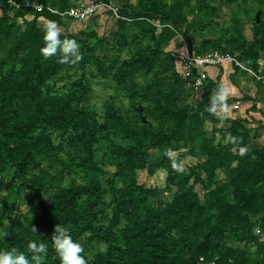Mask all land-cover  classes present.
Here are the masks:
<instances>
[{"label":"trees","instance_id":"16d2710c","mask_svg":"<svg viewBox=\"0 0 264 264\" xmlns=\"http://www.w3.org/2000/svg\"><path fill=\"white\" fill-rule=\"evenodd\" d=\"M12 1L20 7L11 5L9 0H0V8L4 14L14 12L27 27L24 34L13 41L0 68V220L8 222L0 231L8 233L6 238L0 239V253L15 248L31 261L29 243L35 241L48 247L44 264H60L51 240L55 227L66 228L74 240L82 237L87 228L92 227L94 199L106 189L103 187L104 180L99 184L93 181L89 187L72 181L60 191L48 192L44 188L46 172L40 169L39 164L32 163V148L27 141L33 132V121L22 118L33 110L44 114L46 120L62 125L72 121L81 111L74 109L71 101L48 97L39 73L45 46L44 26L60 18L46 11H33L24 6L26 0ZM193 1L195 4H192ZM204 3L205 0H175L171 13L160 16L161 21L168 23L172 30L164 25L159 43L168 44L180 33L185 21L182 14L185 7L189 11L195 6L204 7ZM48 5L56 7L53 2ZM143 11L137 13L122 8L121 14L133 18L153 16L150 7ZM30 12L37 15L26 20ZM39 19L43 24H38ZM90 36H95V33ZM61 39H75L81 43L70 35L62 34ZM228 44L232 51H239L238 60L248 68L257 66L258 50L264 51V39L256 37L248 44L238 37L230 39ZM201 45L208 51L209 43ZM188 51L193 52L192 48ZM124 76L123 68L119 78ZM177 79L178 74L174 73V79L169 80L167 86L163 83L155 85L152 97L146 96V99H151V108L157 106L162 110L166 124L161 126V130L136 125L132 115L114 106L105 108V122L110 131L122 132L129 137L146 135L142 137L139 148L128 155L132 168L130 181L121 190L109 193L112 195L111 218L106 229L109 234H115L109 236L106 251L98 253L87 264H262L258 255L249 253L247 247H232L223 242L224 229L233 226L251 228V217L264 214V147H252L254 136L245 126L256 123V120L253 117L227 121L217 118L216 122L229 124L225 129L218 130L227 141L213 145L214 139L201 131L198 123H193V115L185 107L177 106L173 91ZM220 87L217 84L215 91ZM255 111L256 108L252 107L248 113L252 116ZM259 126L264 129L263 123ZM87 128V131L83 129L78 141V147L84 152L90 151L94 136L93 128ZM230 137L236 138L239 143H231ZM173 144H190L193 150L199 149L200 162L190 164L179 173H169L167 183L174 188V193L171 200L161 201L158 189L146 188L136 182V172L155 174L163 161L166 147ZM36 146H42L41 139L37 140ZM241 147L247 148L245 155H240ZM30 163L37 172L29 173ZM81 168L87 169L84 165ZM217 170L223 171L228 180L208 191L201 199L196 185L204 187L206 180H213ZM95 172L96 169H92L89 173ZM8 189H13L16 194L23 191L32 201L30 210L35 213L33 218L25 219L20 212L11 215L13 203ZM232 189L238 190L239 195H246V199L242 201L236 197L235 203H231L227 193ZM122 191L124 195L120 198ZM88 199L92 200L89 206ZM31 227L36 229L35 233ZM44 230L53 233L43 235Z\"/></svg>","mask_w":264,"mask_h":264},{"label":"rangeland","instance_id":"374dc122","mask_svg":"<svg viewBox=\"0 0 264 264\" xmlns=\"http://www.w3.org/2000/svg\"><path fill=\"white\" fill-rule=\"evenodd\" d=\"M33 1L44 4L53 2L57 8L66 9L76 6L80 0ZM111 1L137 13L144 12L143 10L150 7L153 16L141 18L126 16L127 19L117 20L108 13H99L86 20L59 17L56 23L62 34L81 41L78 44L83 58L73 65L61 63L59 56L47 57L43 54L39 73L43 79L44 93L50 98L58 97L71 101L73 108L81 111L80 115L62 125L46 120L44 114L33 110L27 117L22 118L33 121L31 128L33 132L27 141L32 148L30 152L32 163L39 164L40 169L46 172L44 188L48 192L60 191L68 187L72 181L80 186L89 187L93 181L99 184L104 180L103 187L107 191L102 190L94 199L96 205L91 210L92 227H88L86 233L76 240L84 248L83 255L87 262L92 261L98 253L105 252L109 236L113 237L115 234L114 232L109 234L106 229L111 218L112 195L109 193L112 190H121L124 184L130 181L129 174L132 168L129 166L128 155L139 148L142 137L146 135L129 137L122 132L110 131L105 122V108L114 106L132 115L136 125L150 130H161V126L166 124L162 110L157 106L151 108L149 102L151 99H146V96L152 97L155 85L163 83L167 86L168 81L174 79V73H177L178 79L173 85L177 106L185 107L193 115V123H198L200 130L214 139L213 145L219 142L225 144L227 139L222 138L218 130L225 129L229 124L216 122V119L222 118L227 121L230 118L226 117L222 104L217 106L215 112L211 111L213 97L216 94L215 87L220 83L208 76L209 67L213 68L211 66L206 68V78L201 86L196 87L193 79L185 78V49L192 48L195 54L211 51L228 54L248 67L238 60L239 51H232L228 41L238 37L248 44L255 37L264 39V0H205L204 7L195 6L189 11L185 7L182 11L185 21L181 31L168 44L159 43L162 38L160 31L164 29V25L171 30L172 27L162 22L160 16L171 13L175 0ZM34 15L37 14L30 12L26 15V20H30ZM38 24H43L40 19ZM26 27L14 12L4 14L0 8V68L13 41L24 34ZM91 33H95V36L88 37ZM203 42L210 44L208 51L203 49L201 45ZM258 55L257 66L250 69L257 76H264V51L258 50ZM123 68L125 76L119 78ZM241 72L243 76L240 75L242 76L240 84L247 83L248 89L247 94L241 92L239 97L245 101L246 106L255 102L259 107L257 110L261 112L260 118L264 120V79H257L246 72ZM242 105L244 106L243 103ZM247 117L251 118V115ZM87 127L93 128L94 136L90 151L84 152L78 147V141L84 132L83 129L87 131ZM250 132L258 136L262 131L254 127ZM38 139H41L42 143L40 148L36 146ZM253 139L251 140L253 148L264 147V142H259V138ZM200 155L201 151L193 150L190 144L183 146L173 144L166 147L162 154L163 161L155 174L137 171L136 182L146 188L158 189L159 200L169 201L174 193V188L169 187L167 183L169 173H179L190 164L200 162ZM81 165L87 169L81 168ZM92 169H96L94 174L89 173ZM37 171L30 163L29 173ZM227 180L228 177L223 171L217 170L212 181L206 180L204 187L197 184L195 188L203 199L208 191L223 185ZM7 193L13 203L12 216L20 212L25 219L34 217L35 213L30 210L32 201L23 191L16 194L13 189H8ZM123 195L124 191L119 197ZM236 197L242 201L246 199V195H239L236 189L227 193V199L231 203H235ZM86 199L87 196L85 201ZM91 201L87 200L88 206ZM150 201L152 202L151 199ZM251 224L253 225L251 228L233 226L224 229L223 242L232 247H247L248 252L258 255L264 264V214L251 217ZM7 225V220H0V231ZM51 233L53 231H43V235Z\"/></svg>","mask_w":264,"mask_h":264},{"label":"clouds","instance_id":"9594fccd","mask_svg":"<svg viewBox=\"0 0 264 264\" xmlns=\"http://www.w3.org/2000/svg\"><path fill=\"white\" fill-rule=\"evenodd\" d=\"M43 31L45 46L42 49V53L45 56H59L61 63L73 65L82 60L80 45L75 39H61L62 32L55 21L47 22ZM226 97L227 91L221 86L213 97L211 111L215 112L217 106L223 103ZM229 140L233 144L239 143L234 137H230ZM239 153L240 155H245L247 148L241 147ZM31 230L33 233L36 232L34 227H31ZM7 236V232H0V239ZM51 240L60 264H87V260L83 255L84 248L81 243L73 239L66 228L57 225ZM29 249L32 253L31 261L24 254L13 248L9 252L0 253V264H44V258L48 252L47 245L33 241L29 243Z\"/></svg>","mask_w":264,"mask_h":264},{"label":"built area","instance_id":"2783aa9c","mask_svg":"<svg viewBox=\"0 0 264 264\" xmlns=\"http://www.w3.org/2000/svg\"><path fill=\"white\" fill-rule=\"evenodd\" d=\"M9 2L16 8L20 7L18 4H15L12 0H9ZM24 6L29 7L35 12L42 13L46 11L58 17H67L75 20H86L92 17L93 15L99 13H108L111 17H114L116 20L127 19L126 16H123L121 14L122 7H120L115 2H112L111 0H80L76 6L69 7L66 9H59L57 7H52L48 4L39 3L33 0H26ZM185 50L186 55L184 77L193 79L194 85L196 87L202 85V81L206 78L205 71L208 66L220 67L228 63L234 64V66L240 68L241 70L246 72V74H249L254 78L264 79V76H257L252 69L245 67L239 61H237L235 58L231 57L228 54H221L213 51L202 54H195L193 52L190 53L188 49ZM195 72L197 73L196 77H194ZM240 104L241 103L239 101L235 102V109H237Z\"/></svg>","mask_w":264,"mask_h":264},{"label":"crops","instance_id":"0c3cea01","mask_svg":"<svg viewBox=\"0 0 264 264\" xmlns=\"http://www.w3.org/2000/svg\"><path fill=\"white\" fill-rule=\"evenodd\" d=\"M213 67V66H211ZM240 75L243 76L242 72L239 71L237 67L231 64H224L220 67H213L208 69V76L212 79H217L221 86L227 91L226 100L223 102L222 107L225 109L226 117H229L230 120H243V119H250L247 116L250 115L248 112L252 107H255L256 110L259 109L256 106V103L253 102L248 106L245 105V101L240 99V93L244 92L247 94L248 84H240L242 81ZM239 98V99H237ZM237 99V100H236ZM239 101L241 104L237 109H235L234 104L235 102ZM244 104V106L242 105ZM260 111H255L251 117L256 120V123L246 124L245 126L252 130V128L256 127L258 130L262 132L258 133V136L254 134L253 136L257 140L259 138V142H264V129L260 128L259 121L264 124V120L260 118ZM254 139H252L253 141Z\"/></svg>","mask_w":264,"mask_h":264}]
</instances>
